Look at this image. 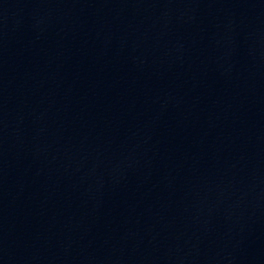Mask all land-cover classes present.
Returning <instances> with one entry per match:
<instances>
[{"label": "water", "instance_id": "95a60500", "mask_svg": "<svg viewBox=\"0 0 264 264\" xmlns=\"http://www.w3.org/2000/svg\"><path fill=\"white\" fill-rule=\"evenodd\" d=\"M0 264H264V0H0Z\"/></svg>", "mask_w": 264, "mask_h": 264}]
</instances>
